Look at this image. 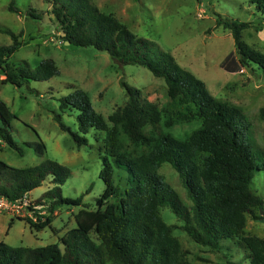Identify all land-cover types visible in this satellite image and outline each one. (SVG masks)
<instances>
[{
  "label": "trees",
  "instance_id": "obj_1",
  "mask_svg": "<svg viewBox=\"0 0 264 264\" xmlns=\"http://www.w3.org/2000/svg\"><path fill=\"white\" fill-rule=\"evenodd\" d=\"M46 1L65 43L105 52L123 66L145 67L165 80L168 97L184 112L173 117L167 107L160 109L142 101L140 91L126 85V106L108 120L94 110L83 90L62 98V113L79 112L81 135H74L79 148L88 145L85 136L92 130L104 132L106 156L100 177L115 203L102 213L83 206L76 215L77 228L61 239L62 247L14 248L0 242V264H189L188 252L175 235L178 228L167 224L161 214L164 209L171 210L183 223L180 229L202 248L220 252L224 242L237 240L248 251L250 264H264V239L245 235L248 217L264 222V200L252 188L256 172L261 170L255 151L264 152V148L257 144L251 116L217 100L169 52L132 33L93 0ZM252 1L264 11V0ZM9 10L16 12L14 1ZM221 25L232 33L241 64L256 65L264 72V55L242 41V32L250 24ZM0 32L12 38L11 45H0V75L6 84L21 88L30 81H48L60 74L52 60L41 62L35 70L27 64L14 65L12 57L28 43L21 40L22 33ZM257 118L264 122V109ZM14 119L0 100V139L22 155L12 135ZM55 120L66 130L61 115ZM192 121H199L200 126L185 139L171 134L176 124ZM35 147L38 154H45L43 142ZM166 163L178 174L188 204L161 176ZM70 175L68 168L55 161L25 169L0 161V196L17 202L52 177L53 188L36 204L49 202L53 209L67 201L81 207L83 197L63 198L62 187ZM26 221L36 227L32 220Z\"/></svg>",
  "mask_w": 264,
  "mask_h": 264
},
{
  "label": "rangeland",
  "instance_id": "obj_2",
  "mask_svg": "<svg viewBox=\"0 0 264 264\" xmlns=\"http://www.w3.org/2000/svg\"><path fill=\"white\" fill-rule=\"evenodd\" d=\"M12 1L16 12L9 10ZM93 1L102 12L114 15L132 33L169 52L180 66L202 80L217 100L251 116L255 121L257 144L264 148V122L257 118L264 109V72L256 65L241 64L232 33L221 25L224 22L250 24L242 32V41L264 55V11L252 0ZM50 10L46 0H0V29L17 35L22 33L21 40L28 43L14 54L12 63L27 64L35 70L41 62L52 60L60 71L48 81H30L21 88L6 84L5 77L0 75V100L16 116L11 123L12 135L23 152L21 155L0 139V161L17 169L47 161L65 166L71 175L62 187L63 198L83 197V205L79 207L66 201L52 209L49 202L45 206L36 204L53 188L52 177L48 178L28 195L29 207L37 206L38 211L26 207L18 214L0 213V242L14 248L52 244L62 247L61 239L77 228L76 215L83 206L102 213L115 203L100 177L106 156L104 132L92 130L85 136L88 145L79 148L74 138L81 135L79 112L73 109L62 113V98L83 90L94 110L108 120L126 106V85L139 90L142 101L152 102L160 109L167 107L173 117L184 112L178 102L168 97L165 80L154 77L145 67L123 66L105 52L65 43L51 19ZM29 13L39 17L35 19ZM11 44V36L0 32V45ZM58 114L66 130L55 120ZM199 126V121L176 124L170 132L185 139ZM40 141L46 148L44 155L36 151V143ZM255 155L261 170L256 172L252 188L264 200V152L255 151ZM160 174L184 204H188L185 189L171 165L164 164ZM161 214L167 224L178 228L175 235L188 252L189 264H250L249 253L239 241L224 242L222 251L211 252L195 244L180 229L183 223L171 210L164 209ZM27 219L36 227L31 228ZM245 235L264 239V222L248 217Z\"/></svg>",
  "mask_w": 264,
  "mask_h": 264
},
{
  "label": "built area",
  "instance_id": "obj_3",
  "mask_svg": "<svg viewBox=\"0 0 264 264\" xmlns=\"http://www.w3.org/2000/svg\"><path fill=\"white\" fill-rule=\"evenodd\" d=\"M29 203L30 202L28 201V196H25L23 199L17 202H12L7 198L0 196V213L10 212L13 214H18L20 212H23L26 207H29ZM29 209L38 211L39 207L34 206L33 208L29 207Z\"/></svg>",
  "mask_w": 264,
  "mask_h": 264
},
{
  "label": "water",
  "instance_id": "obj_4",
  "mask_svg": "<svg viewBox=\"0 0 264 264\" xmlns=\"http://www.w3.org/2000/svg\"><path fill=\"white\" fill-rule=\"evenodd\" d=\"M66 43L70 45V43H68V42H66Z\"/></svg>",
  "mask_w": 264,
  "mask_h": 264
}]
</instances>
